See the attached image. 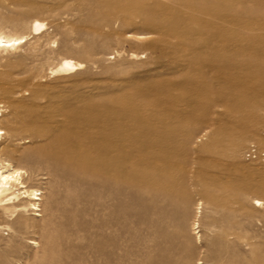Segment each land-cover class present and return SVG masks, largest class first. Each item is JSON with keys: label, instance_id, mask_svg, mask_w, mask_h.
<instances>
[{"label": "rangeland", "instance_id": "obj_1", "mask_svg": "<svg viewBox=\"0 0 264 264\" xmlns=\"http://www.w3.org/2000/svg\"><path fill=\"white\" fill-rule=\"evenodd\" d=\"M0 36L26 39L0 47V166L41 199L0 195V264H264V0H0Z\"/></svg>", "mask_w": 264, "mask_h": 264}, {"label": "bare ground", "instance_id": "obj_2", "mask_svg": "<svg viewBox=\"0 0 264 264\" xmlns=\"http://www.w3.org/2000/svg\"><path fill=\"white\" fill-rule=\"evenodd\" d=\"M43 28H44V23L42 24L40 22H36V23L34 22L32 30H31L32 34L38 33ZM25 41H26V39L23 37H22V39H8V38L6 39V38L0 36V47L6 49L9 46L20 45L21 43H23ZM78 67H81V66L75 64L72 60L67 59V60L62 61L59 64L57 71H67V70L71 71V70H76ZM52 72L54 73V71H52ZM0 117H2V114H0ZM0 134H4V132H2L0 130ZM25 155H21V158H24V159L29 158V156L25 157ZM115 157L116 156H115V153L113 150H107L105 152H101V154L99 156V161H98V165H99L98 166L99 167L98 183H99V187H100L99 196L101 197V202H102L101 205L104 209V210L102 209L101 212L105 211L106 216H107V222L112 227L118 228L119 227L118 226L119 221H120V212H119L120 197H119V183L117 182V167H116V158ZM6 166L10 167V165H6ZM10 171L6 170L4 166L3 167L0 166V195L7 194V196H8V195L12 194L13 190L14 191L15 190H17V191L22 190V193H20V194L24 195L23 198H28L30 201H34V202L41 200L38 197H36L37 192L35 190L27 189V185H25V182H24V174L25 173H23L21 170L19 171L18 169H13V168ZM12 195H14V194H12ZM32 206L36 211L39 210L38 204L34 203V204H32ZM195 225H197V224H195ZM116 240H117V230H116ZM106 241H105V244H106ZM118 247H119L118 241H116L115 242V248H118ZM104 257H105V255H104ZM118 260H120L119 257H118ZM119 262L121 263V261H119ZM117 264H119V263H117Z\"/></svg>", "mask_w": 264, "mask_h": 264}]
</instances>
